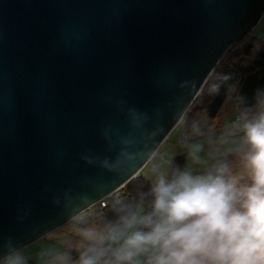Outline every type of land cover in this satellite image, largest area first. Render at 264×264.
Masks as SVG:
<instances>
[{
  "label": "water",
  "instance_id": "95a60500",
  "mask_svg": "<svg viewBox=\"0 0 264 264\" xmlns=\"http://www.w3.org/2000/svg\"><path fill=\"white\" fill-rule=\"evenodd\" d=\"M263 17L264 0H0V242L26 248L68 225L65 191L99 199L134 180L143 161L117 175L83 157L114 161L123 138L135 151L157 126L162 146L180 96L195 102Z\"/></svg>",
  "mask_w": 264,
  "mask_h": 264
},
{
  "label": "clouds",
  "instance_id": "9594fccd",
  "mask_svg": "<svg viewBox=\"0 0 264 264\" xmlns=\"http://www.w3.org/2000/svg\"><path fill=\"white\" fill-rule=\"evenodd\" d=\"M233 80L232 74L213 68L199 88L209 97L223 90L238 102L235 118L218 135H209L201 119L189 121L194 98L184 104L185 96H180L183 106L174 115V127L190 128L183 168L175 165V156L171 162H157L162 126L145 131L143 147L135 151L134 139L123 138L114 161L85 155L86 163L117 175L143 161L145 167L152 165L153 179L148 190L133 199L103 187L97 189L99 199L71 191L57 197L54 203L63 201L66 223L78 241L72 247L41 249L40 264H264V87L249 101L237 94ZM189 84L194 92L195 81H185L181 88L190 95ZM130 114L136 127L148 119L134 109ZM201 137L207 139V150L195 143ZM229 157L235 158V166ZM109 193L110 204L108 199L105 203L110 215L103 209L93 211ZM55 230L42 237H52ZM0 264H30V259L24 247L9 239L0 242Z\"/></svg>",
  "mask_w": 264,
  "mask_h": 264
},
{
  "label": "rangeland",
  "instance_id": "374dc122",
  "mask_svg": "<svg viewBox=\"0 0 264 264\" xmlns=\"http://www.w3.org/2000/svg\"><path fill=\"white\" fill-rule=\"evenodd\" d=\"M264 40V17L262 21L259 23V25L249 34L246 36L244 41L238 42L234 44L228 52L225 54L223 60L218 65L217 69L215 70L217 73L221 72L222 68H224L226 65H232L236 63V60L241 56V51L244 48V46L249 42H252L253 40ZM263 40H261L263 42ZM212 97L207 96L206 94L202 93L199 95L197 100L192 105V109L189 115V121L192 118L201 119L202 126L204 127L205 131L211 135L213 133L219 134L223 131L216 130V127L223 126L225 127L226 124H228L231 120H233L238 112V102L236 101L235 97L228 98L225 102V105L222 109V116L218 119V121H213L208 119L207 109L208 105L210 104V100ZM221 122V123H220ZM216 124V125H214ZM177 130V131H176ZM181 131L183 132L181 135ZM186 132L189 134L190 139V128L186 129L185 125H180L179 127H176L175 130L170 134L168 139L165 141V144L161 146L160 150V158H158L157 162H171L172 157H174V163L175 165L179 166L180 168H183L185 164L187 163L186 160V152L189 146V140L186 139ZM174 133V134H173ZM173 134V135H172ZM181 135V136H180ZM181 138V141H180ZM195 143H203L205 145L206 150L208 149L209 145L207 142V139L204 137L198 138ZM227 146L225 148L221 149V152H224L226 150ZM230 160L233 161L234 166L236 164V160L234 157H229ZM142 172L140 173V175ZM139 175V176H140ZM142 178L152 180L153 179V173H152V165L149 164V166L143 171ZM126 186L123 190L118 191L116 194L120 195L121 197H124L128 199L129 196L127 194ZM110 204V202H108ZM109 207V205H107ZM106 206V208H107ZM103 211L106 213L105 209ZM99 208V204L97 205L96 209H93V211H96ZM109 213V211H108ZM107 213V214H108ZM48 238V239H47ZM45 239H41L34 244L24 248V254L29 257L30 263L32 264H40V260L38 257V253L43 248H48L52 246L60 247V248H67L74 246L77 241L78 237L75 235L73 231L72 225L68 224L64 227H62L60 230L55 232L52 237H47ZM75 255V253H73Z\"/></svg>",
  "mask_w": 264,
  "mask_h": 264
},
{
  "label": "trees",
  "instance_id": "16d2710c",
  "mask_svg": "<svg viewBox=\"0 0 264 264\" xmlns=\"http://www.w3.org/2000/svg\"><path fill=\"white\" fill-rule=\"evenodd\" d=\"M261 40L263 39L248 42L242 49L241 56L236 60V63L228 64L221 70V72L233 75L234 80L232 83H236L238 86L237 94L247 97L249 101L252 100L257 88L264 87V40L263 42ZM228 98L223 90L220 95L211 98L207 109L210 120L218 121L222 116L221 112ZM219 127H216V130ZM139 175L126 185L128 199L138 198L140 192L148 190L151 181L142 178V174ZM108 202H110V198L106 201V203ZM105 211L107 214L109 211L108 206ZM108 214L110 215V212Z\"/></svg>",
  "mask_w": 264,
  "mask_h": 264
},
{
  "label": "crops",
  "instance_id": "0c3cea01",
  "mask_svg": "<svg viewBox=\"0 0 264 264\" xmlns=\"http://www.w3.org/2000/svg\"><path fill=\"white\" fill-rule=\"evenodd\" d=\"M207 118L209 119V116H208ZM223 128H224L223 126H220V127H219L220 130H222ZM219 129H217V130H219ZM176 131H177V130H176ZM182 133H183V132L181 131V135H182ZM173 134H174V133H173ZM173 134H172V135H173ZM181 135H180V136H181ZM180 141H181V138H180ZM166 142H167V141H166ZM164 144H165V143H164ZM161 149H162V148H161ZM161 149H160V150H161ZM148 166H149V165H148ZM148 166H147V167H148ZM147 167H145L144 170H145ZM144 170H143V171H144ZM143 171H142V174H143Z\"/></svg>",
  "mask_w": 264,
  "mask_h": 264
},
{
  "label": "built area",
  "instance_id": "2783aa9c",
  "mask_svg": "<svg viewBox=\"0 0 264 264\" xmlns=\"http://www.w3.org/2000/svg\"><path fill=\"white\" fill-rule=\"evenodd\" d=\"M99 208H101V209L106 208V203L105 202L101 203V206H99Z\"/></svg>",
  "mask_w": 264,
  "mask_h": 264
}]
</instances>
